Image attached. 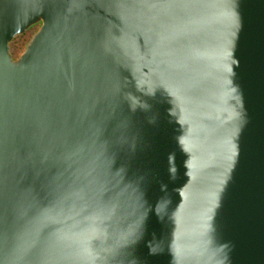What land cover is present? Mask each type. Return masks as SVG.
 Wrapping results in <instances>:
<instances>
[{
    "label": "water",
    "instance_id": "1",
    "mask_svg": "<svg viewBox=\"0 0 264 264\" xmlns=\"http://www.w3.org/2000/svg\"><path fill=\"white\" fill-rule=\"evenodd\" d=\"M0 264H264V0H0Z\"/></svg>",
    "mask_w": 264,
    "mask_h": 264
},
{
    "label": "rangeland",
    "instance_id": "2",
    "mask_svg": "<svg viewBox=\"0 0 264 264\" xmlns=\"http://www.w3.org/2000/svg\"><path fill=\"white\" fill-rule=\"evenodd\" d=\"M36 28L31 29L30 31L26 32L25 34L18 36L12 43V52L15 57H18L25 48L26 43L31 38L33 32Z\"/></svg>",
    "mask_w": 264,
    "mask_h": 264
}]
</instances>
